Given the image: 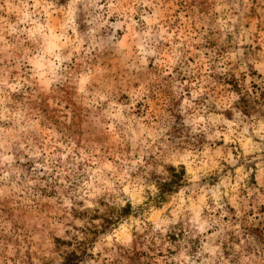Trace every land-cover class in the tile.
Returning a JSON list of instances; mask_svg holds the SVG:
<instances>
[{
  "label": "rangeland",
  "instance_id": "rangeland-1",
  "mask_svg": "<svg viewBox=\"0 0 264 264\" xmlns=\"http://www.w3.org/2000/svg\"><path fill=\"white\" fill-rule=\"evenodd\" d=\"M72 252L264 264V0H0V264Z\"/></svg>",
  "mask_w": 264,
  "mask_h": 264
},
{
  "label": "trees",
  "instance_id": "trees-1",
  "mask_svg": "<svg viewBox=\"0 0 264 264\" xmlns=\"http://www.w3.org/2000/svg\"><path fill=\"white\" fill-rule=\"evenodd\" d=\"M184 170H176L174 167L171 168V178L169 180L162 181L158 186V193L152 197L155 201H161L162 196L165 193L174 191L183 179ZM130 205H126L121 209L120 215H125ZM82 256L74 252L68 254L62 264H80Z\"/></svg>",
  "mask_w": 264,
  "mask_h": 264
}]
</instances>
